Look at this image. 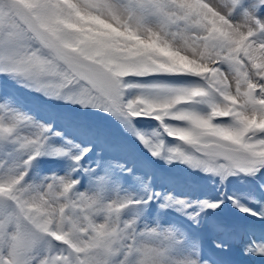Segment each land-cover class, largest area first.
I'll list each match as a JSON object with an SVG mask.
<instances>
[{"label": "snow or ice", "instance_id": "6c2138e0", "mask_svg": "<svg viewBox=\"0 0 264 264\" xmlns=\"http://www.w3.org/2000/svg\"><path fill=\"white\" fill-rule=\"evenodd\" d=\"M0 77V264H100L119 239L101 218L155 198L193 223L221 208L151 193L129 137L264 193V0H0ZM127 178L146 199L119 197ZM228 199L264 220V202ZM219 231L217 247L239 235ZM244 251L264 257V240Z\"/></svg>", "mask_w": 264, "mask_h": 264}, {"label": "clouds", "instance_id": "9594fccd", "mask_svg": "<svg viewBox=\"0 0 264 264\" xmlns=\"http://www.w3.org/2000/svg\"><path fill=\"white\" fill-rule=\"evenodd\" d=\"M100 223L108 232L119 231L111 254L103 248L98 250L100 264H187L188 254L179 252L177 245L165 237L167 228L147 224L140 227L135 220L122 219L108 222L101 218Z\"/></svg>", "mask_w": 264, "mask_h": 264}, {"label": "rangeland", "instance_id": "374dc122", "mask_svg": "<svg viewBox=\"0 0 264 264\" xmlns=\"http://www.w3.org/2000/svg\"><path fill=\"white\" fill-rule=\"evenodd\" d=\"M22 92H23V90H22ZM141 127L145 128L144 126H141ZM127 143L129 144V152H133L134 154H138V153L147 154L148 153L135 140H133L131 137L127 138ZM177 143H179V142H176V144ZM171 145H173V143ZM174 164H175L174 165V169L176 171H178V172L179 171H183V170L188 168L186 165H183V164H180V163H174ZM209 177H211V179H214V177H212L210 175H209ZM143 179L145 181L144 177H143ZM85 189H81V191H84ZM148 190H150V189L148 188ZM116 195H117V193H115V192L109 194L110 198H115ZM118 195H119L120 198H130V199H133V198H144V196H147V192H146L145 187H144L143 184L134 183L131 186V185L124 184V183L118 181ZM230 195H232V194H230ZM178 198H175V199H178ZM234 199H236L240 203L241 206L250 207V208H256V207H254L252 205V203L254 201H256L255 200L256 198L252 194L251 190L247 189V187H246V185L244 183H242V188L240 190L239 196L237 198L234 197ZM161 200L163 201V199H161ZM187 200H188V202H191L193 204H196L199 201H203V200H208L210 202H217V201L222 200V197H221L220 191H219V181L216 182V187H215L214 191H212L211 193L208 192L207 194L201 196L197 200H193V201H190L189 199H187ZM163 203H164V201H163ZM209 210H211V209H209ZM229 213H231V214H233L235 216H240V217H241V215H245L246 217L247 216H251V215H247V214H242L241 212L233 213V212H231V208H230ZM134 218H135V215L126 214V215L123 216L122 220L130 221V220H134ZM139 224L140 223H137L138 226H139ZM246 246H247V244H245V243H242V244H239V245H235V246H233L231 248L230 252H234L235 251L238 255H241L242 258L247 260L249 262V264H264V257L258 256L256 254H245L244 249H245ZM177 250L179 252H182V253H185V254H189L190 252L194 251V249H192L191 247H188V248H177ZM200 261H203V260H200ZM203 262H205V261H203ZM207 264H209V263H207Z\"/></svg>", "mask_w": 264, "mask_h": 264}]
</instances>
